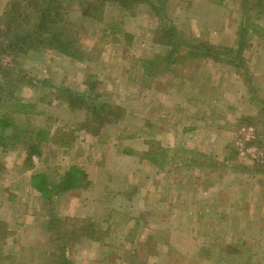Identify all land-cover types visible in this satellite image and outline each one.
Segmentation results:
<instances>
[{
    "label": "rangeland",
    "instance_id": "374dc122",
    "mask_svg": "<svg viewBox=\"0 0 264 264\" xmlns=\"http://www.w3.org/2000/svg\"><path fill=\"white\" fill-rule=\"evenodd\" d=\"M29 1L0 0V118L12 119L0 264H264V0L159 4L173 57L150 7L112 5L95 21L83 0H62L49 31L77 57L49 43L5 52L39 22ZM200 45L227 49L219 62L189 54ZM71 166L88 188L51 200L31 188L33 174L53 186Z\"/></svg>",
    "mask_w": 264,
    "mask_h": 264
},
{
    "label": "trees",
    "instance_id": "16d2710c",
    "mask_svg": "<svg viewBox=\"0 0 264 264\" xmlns=\"http://www.w3.org/2000/svg\"><path fill=\"white\" fill-rule=\"evenodd\" d=\"M62 0H51L48 2V0H39V3L45 2L46 6L41 7V5H38L37 0H30L28 2V8L31 10H35L37 14V19L39 22L34 24V26L31 25V30L29 31H21L18 33L14 39H9V45L6 47L5 52H21L25 50V47L29 44H45L49 43V46L52 48L57 49L64 55H68L71 57L78 56L79 55V48H75L72 41L66 38L65 35L61 34H54L49 32L51 30V27L54 26L59 20H58V10L62 7ZM170 0H83L84 5H82L83 9V15L86 18L93 19L95 21H99L101 19L102 14L106 11L109 6H116L119 9L123 10L124 12H129L136 8L137 6L146 5L151 8V10L155 13L156 16L160 18L161 24L158 26V31L156 34V43L163 45L164 47L170 49L169 57H173L176 55L177 51L179 50L180 43L178 41L177 36V28L175 26H168L166 21L163 18V11L165 10V6H159V4H166ZM107 7V8H106ZM30 10V11H31ZM14 18L8 17L6 26L8 29L6 32L11 31L10 25H14ZM115 26V24H114ZM122 29V28H118ZM48 33V34H47ZM53 35L47 38L46 35ZM242 41L238 45L239 52L237 53L238 56L242 54V51L244 50V46L241 45ZM31 47V46H28ZM28 47L26 48V51H28ZM195 49H199L198 51ZM227 48L224 49H218L217 47H214L212 45H200V46H194L192 47V52L189 54L192 56H198V55H204V56H212L215 61H222L221 55L226 51ZM220 53H218L219 51ZM241 66V63H240ZM8 76L6 75V78ZM10 79L8 78L7 81ZM92 90H94L92 86ZM2 93L0 94V99L3 100ZM73 105L76 106V108L84 107L77 106V102H74ZM72 105V106H73ZM73 106V107H75ZM13 107H16L14 105ZM17 107H25L23 104L18 105ZM93 111H97L96 108H88ZM12 125V119L9 118H0V146H2L5 142L7 137L4 134V131L8 128H10ZM38 135L43 136V132H39ZM29 156L27 161L32 163L33 154L39 155L40 152L38 150V147L36 145H30L29 147ZM152 163H158V160L155 158H151ZM3 170V168L0 166V173ZM89 176L83 170L82 168H79L77 166H71L62 177L61 181L51 186L50 181L48 177L44 173H36L31 176L30 179V186L32 189H34L36 192H38L41 197L51 200L56 193H65L72 190H78L82 188H88L89 186ZM51 226V225H50ZM85 228V227H84ZM88 231L91 232V229ZM86 230V228H85ZM94 233V232H92ZM204 252H207L210 255V252H208V249L204 250ZM211 257V256H210Z\"/></svg>",
    "mask_w": 264,
    "mask_h": 264
}]
</instances>
